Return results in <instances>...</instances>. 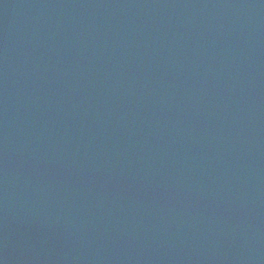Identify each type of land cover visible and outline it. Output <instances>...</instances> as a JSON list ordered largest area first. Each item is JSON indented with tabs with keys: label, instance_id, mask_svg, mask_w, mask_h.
I'll return each instance as SVG.
<instances>
[{
	"label": "water",
	"instance_id": "water-1",
	"mask_svg": "<svg viewBox=\"0 0 264 264\" xmlns=\"http://www.w3.org/2000/svg\"><path fill=\"white\" fill-rule=\"evenodd\" d=\"M0 264H264V0H0Z\"/></svg>",
	"mask_w": 264,
	"mask_h": 264
}]
</instances>
